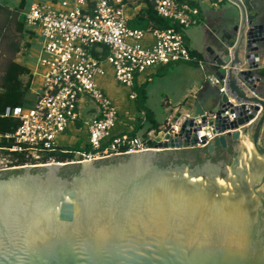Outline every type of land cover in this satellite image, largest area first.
<instances>
[{"label": "water", "instance_id": "water-1", "mask_svg": "<svg viewBox=\"0 0 264 264\" xmlns=\"http://www.w3.org/2000/svg\"><path fill=\"white\" fill-rule=\"evenodd\" d=\"M226 2L204 65L215 138L195 147L185 120L154 150L0 172V264H264L263 0Z\"/></svg>", "mask_w": 264, "mask_h": 264}, {"label": "built area", "instance_id": "built-area-1", "mask_svg": "<svg viewBox=\"0 0 264 264\" xmlns=\"http://www.w3.org/2000/svg\"><path fill=\"white\" fill-rule=\"evenodd\" d=\"M212 1L221 4L227 0ZM150 2L158 17L177 24L181 30H150L154 45L147 49L140 45L145 32L128 27L120 2L72 0V7L66 2L59 8L53 4L30 6L23 17L27 30L37 32L41 40L36 63L43 70L42 86L31 107L5 109L3 117L18 120L19 126L13 134L4 136L13 141V145L3 149L6 155L0 150V172L58 163L49 154L58 149L56 140L68 125L80 120L78 106L82 96L94 104L96 113V117L87 122L89 149L76 152L73 160L65 164L154 150L156 144L169 142L174 134H178L185 120H193L194 125L201 128L192 135L197 141L195 147L203 146L199 145L202 138L205 144L215 138L213 128L208 124L201 125V119L215 118L214 113L207 111L195 117L186 114L179 120L167 118L157 131L151 130L145 138L111 134L117 121V110L95 82L98 76L104 75L102 61L113 67L115 80L126 88H132L135 78L147 69L194 61L182 30L196 24L198 10L175 0ZM97 49L106 51L102 60L93 56ZM219 93L224 94V88ZM130 99L134 100L135 95L131 94ZM225 116L228 122L235 120L234 114L226 112ZM165 136H169V140ZM13 154L23 155L25 164L13 167L10 159Z\"/></svg>", "mask_w": 264, "mask_h": 264}, {"label": "crops", "instance_id": "crops-1", "mask_svg": "<svg viewBox=\"0 0 264 264\" xmlns=\"http://www.w3.org/2000/svg\"><path fill=\"white\" fill-rule=\"evenodd\" d=\"M23 1L24 0H21L20 3L22 2L23 4ZM54 1L55 2L51 0L50 3L46 4H53V6L59 8L62 6L61 4L63 2H66L70 4L71 7L73 6L72 0ZM109 1L113 4L120 2V7L127 18V25L129 28L145 32L146 36L140 42L141 47L146 49L152 47L154 45V38L150 33V26L146 27V29H141L135 23L137 18L144 16L150 10L152 6L150 0ZM182 3L188 4L199 12L196 17V24L188 29L182 30L185 45L190 56L192 54V58L197 60L196 63L177 62L168 66L147 69L143 74L138 75L135 78L133 87L128 88L132 89L133 91L131 94L135 95V99L132 100V102L140 103L144 108L149 109L151 112L152 110H161V113L159 114H161L163 118L160 123H158L159 121L157 122L159 128L165 123L167 118L179 120L186 114L195 117L202 112H210L213 105V100L211 98L213 92L206 83L207 77L205 76L204 65L208 59L207 50L220 33L221 20L228 4H224V2L220 4L212 0H184ZM32 5L34 4H30V6ZM262 8L264 16V0ZM29 33L32 35L26 40L28 43V49L25 51V66L29 71L31 80L29 90L25 96V102L22 106V108L25 109L34 104L42 86L43 75V70L37 67L36 61L38 55H32V57L29 58L31 39L38 37V34L34 31H30ZM27 37L28 35L26 34L25 38ZM38 46L40 50L41 43ZM93 56L97 60H102L106 54H104L101 49H97ZM103 63L105 62L102 61L101 66ZM260 64L263 68L260 70L259 75L262 76L264 74V58L260 60ZM96 85L99 88L97 83ZM141 88H144V98L137 97L136 92ZM255 93L259 97L264 98V83L259 84L256 87ZM82 103L85 107L86 119L91 120L96 117L94 107L90 106L86 100L81 99L80 104ZM132 116L129 120L128 134L133 131L138 119V116H136L135 113ZM73 124V127L78 130H80L79 127L83 125L82 120ZM74 136H76V138L71 142V146H64V148L72 149L78 146L80 151L89 149L87 144L80 141L76 133ZM58 138L56 140V146L62 148V145L57 142Z\"/></svg>", "mask_w": 264, "mask_h": 264}, {"label": "trees", "instance_id": "trees-1", "mask_svg": "<svg viewBox=\"0 0 264 264\" xmlns=\"http://www.w3.org/2000/svg\"><path fill=\"white\" fill-rule=\"evenodd\" d=\"M52 1L55 2L54 0ZM175 1L179 3L184 2V0ZM19 8L22 10V2ZM18 15L19 12L17 10H10L0 5V46L3 45L5 48L3 54L0 55V150L3 151L2 154L4 155H6V152L3 149H9L13 145V141L5 139L4 136L13 134L19 126V122L11 117L4 118L3 114L7 108L14 109L23 106L31 80L29 71L25 66V51L28 49L26 40L32 34L29 33L25 26L24 17L19 18ZM135 23L141 29H146V27L150 26V30H167L173 28L180 31V27L177 24H172V22L158 17L153 10V6H151L150 10L144 16L137 18ZM26 34L28 35L27 38H25ZM101 50L106 54L104 49ZM191 57H193L192 54ZM193 59V62L196 63L197 60L195 58ZM136 93L137 97L144 98V88H141L139 91L137 90ZM136 110L139 111L140 116L137 119L133 131L127 134L129 137L139 136L145 138L151 130H158L159 124L149 109L137 103ZM78 151V148H58L55 153H51L49 156L54 157L58 163H66L71 162L74 154ZM10 159L13 167L23 166L25 164V160L21 154H13Z\"/></svg>", "mask_w": 264, "mask_h": 264}, {"label": "rangeland", "instance_id": "rangeland-1", "mask_svg": "<svg viewBox=\"0 0 264 264\" xmlns=\"http://www.w3.org/2000/svg\"><path fill=\"white\" fill-rule=\"evenodd\" d=\"M21 0H6V1H0V5H3L4 7L9 8L10 10H17L19 12L18 17H23L24 13L27 12L30 8V4H46L50 3L51 0H24L23 1V8L22 10L19 8ZM224 4H227L226 1ZM22 19V18H21ZM146 36V35H145ZM31 49H30V57L32 55L37 56L39 53V46L41 43V40L38 37L31 39ZM3 46V45H2ZM0 46V55L4 52V46ZM2 64V63H1ZM104 75L101 77H97L95 79V82L98 84L100 90L104 93V95L108 98V100L113 104V106L117 110V121L115 123L114 128L111 130L112 136H120L123 134H128L129 129V120L132 115L140 116L139 111L136 110L137 102H132L129 95L132 93V89H128L124 87L123 85L119 84L114 77V69L113 67L108 63H103L101 66ZM82 100H86L87 103L90 104V106L94 107V104L90 102V100L82 96ZM84 105L79 104L78 106V114L80 117V120H82V124L79 128L80 130L73 127V123H70L68 126V129L61 134L58 138V143L61 144L63 149L64 146H71V142L73 139L76 138L74 134L76 133L80 139L81 142H84L88 145L89 142V135H88V127L87 122H89V119H86L85 116V109ZM137 111V112H136ZM153 116L155 120H157L158 123L162 121V115L161 110H152ZM133 117V116H132ZM159 140V138H157ZM82 145V144H81ZM79 148L74 147L72 149ZM80 151V150H79ZM193 152V151H191Z\"/></svg>", "mask_w": 264, "mask_h": 264}, {"label": "flooded vegetation", "instance_id": "flooded-vegetation-1", "mask_svg": "<svg viewBox=\"0 0 264 264\" xmlns=\"http://www.w3.org/2000/svg\"><path fill=\"white\" fill-rule=\"evenodd\" d=\"M188 154V153H187ZM178 155V158H179V156L181 155V154H177ZM229 156H232V152L231 153H221V154H218V155H216L215 157H213V158H211V160H216L217 162H224L225 161V159H227L226 157H229ZM177 156H173V158H176ZM187 160H188V158H187ZM166 161H169L168 159L166 160ZM166 161H165V159H162V162H164V163H166ZM175 161H172V162H170V163H174ZM169 162H168V164H170ZM191 164V166H194V165H196L197 163H194V162H191L190 163Z\"/></svg>", "mask_w": 264, "mask_h": 264}]
</instances>
